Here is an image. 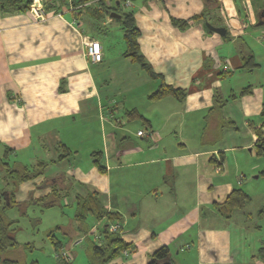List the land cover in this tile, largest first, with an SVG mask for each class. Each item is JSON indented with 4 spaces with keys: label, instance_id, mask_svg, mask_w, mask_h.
Listing matches in <instances>:
<instances>
[{
    "label": "crops",
    "instance_id": "0c3cea01",
    "mask_svg": "<svg viewBox=\"0 0 264 264\" xmlns=\"http://www.w3.org/2000/svg\"><path fill=\"white\" fill-rule=\"evenodd\" d=\"M116 1L109 11L98 2L73 11L63 1L47 8L39 0L45 18L30 8H0V148L8 159L21 153L27 161L37 157L30 150L42 141L47 158L34 164L57 168L46 176V166L42 175L20 183L16 199L58 185L68 192L69 204L75 194L96 190L102 204L121 217V237L132 247L121 258L131 256L129 264H146L163 245L171 259L180 253L181 264H263L255 252L242 262L233 254L231 235L215 222L230 218L212 204L241 183L239 176L225 174L229 159L235 176L257 169L253 144L263 122L264 17L256 10L264 0ZM126 10L139 31L138 50L156 78L124 55L125 42L124 49H113L96 36L99 22L114 20L123 36L121 17L109 12ZM197 15L209 21L192 19L184 30L170 22ZM207 22L224 27L225 34L209 30ZM88 38L101 44L100 62L85 54ZM249 55L257 63L250 70L242 67ZM162 83L185 94L149 98ZM247 86L250 91L240 94ZM93 122L99 130L90 143L94 128L78 127ZM83 144L90 149L88 163L78 157ZM58 145L69 151L63 160H57ZM94 151L104 173L92 163Z\"/></svg>",
    "mask_w": 264,
    "mask_h": 264
},
{
    "label": "rangeland",
    "instance_id": "374dc122",
    "mask_svg": "<svg viewBox=\"0 0 264 264\" xmlns=\"http://www.w3.org/2000/svg\"><path fill=\"white\" fill-rule=\"evenodd\" d=\"M111 1L113 4L111 6H114L115 0ZM118 22V20H114L112 23L105 24L104 26L99 22L100 25L97 27L96 31L98 33L96 36L103 40L109 48L124 49L125 40ZM87 31L93 34L91 30L88 29ZM91 127L94 128L93 132H89L88 134L92 136L87 137L86 141L93 143L97 137L96 131L99 130L97 123L93 122L92 125L88 124L84 126L81 123L78 129L82 131L85 128L89 129ZM41 143L42 141H36L30 150L34 156H37L36 158L26 161L27 157L24 158L21 153L20 155L18 153L16 158L8 159L6 157L9 165L13 166L14 161L22 160L30 166L36 160H45L47 158L45 156L46 152ZM86 145L88 147V144H83L79 151L78 157L81 163L90 162L88 158V152H90L88 150L90 149L86 151ZM253 151V159H255V164L257 165L256 170H247L240 173L241 175L237 174L235 176L231 173V169L230 171L228 170V168L232 167L229 159V163H226L228 167L224 171L229 177H240L238 180L241 183L238 182L240 184H237L235 188L242 189L249 195V199L242 207L235 209L230 219L215 221L217 224L224 225L231 235L232 252L238 256L240 262L245 258H249L253 252L256 253L257 248L264 239V212H260L264 207V174L261 172L264 169V157L257 155L254 148ZM3 154L4 149L0 148V159H5ZM227 157L230 158L229 155ZM216 164L221 166L222 162L219 164L216 161ZM56 169L52 164H47L45 175L48 176L51 174L50 171ZM4 174V170H0V187L4 184L1 178ZM74 212L75 203L73 200L67 204L64 198H60L59 204L52 207H45L42 203L26 204L24 209L18 206L9 207L6 210V215L17 219L15 226L18 227V230L16 231L15 238L18 245L8 248L3 252L2 257L16 259L21 264H91L88 254L90 241L93 240L94 243L99 242L98 238H95V235L101 233L107 221L105 219L96 220L93 216L89 215L81 224L84 225L85 223L86 225L85 230H83L80 223L73 219ZM78 239H80L79 242L75 243ZM55 240L60 241L64 250L71 251L72 257L69 260L55 256V253L59 250V248L53 245V241ZM126 250L127 255L132 254V251ZM179 254H172V259L170 258L171 262H173L172 264H181L180 262L184 260L181 259ZM130 257L120 258V260L122 259L121 262H124V264L127 262L129 264L131 262ZM137 264L145 263L141 261Z\"/></svg>",
    "mask_w": 264,
    "mask_h": 264
},
{
    "label": "trees",
    "instance_id": "16d2710c",
    "mask_svg": "<svg viewBox=\"0 0 264 264\" xmlns=\"http://www.w3.org/2000/svg\"><path fill=\"white\" fill-rule=\"evenodd\" d=\"M60 1L61 0H46V4L48 3L47 8H51L52 4L54 6H57L56 3H60ZM32 2L33 0H0V8L6 11L12 10L21 12L28 10L31 7ZM91 2L100 3L101 9L103 11H106L107 9L109 11V9L112 8L116 9V5L108 6L105 4L104 0H76L74 4L78 5V7L74 9V11L81 9L82 7H84L85 9H89L91 7L89 5ZM263 10L264 1L262 6L259 7L256 12L257 14L261 15V12ZM198 17L203 20L209 21V19L204 17L203 15H197L193 16L191 19L171 17L170 22L177 28L184 30L190 24L192 19L194 20ZM121 21L123 23V38L125 40L126 47L124 55L130 57L131 60L138 63L152 78L158 77L159 75L153 71L150 64L145 60L143 55L138 50L137 37L139 35V31L134 24L132 12L129 10L126 14L122 15ZM255 66H257V63H255L251 55L243 57L242 67L250 70ZM249 91V86H247L240 91V94H244ZM184 94V90L173 88L162 83L154 92L149 95V98L158 99L165 95H173L176 98H181ZM128 114L137 116L142 120H145L141 115L134 113L133 111L129 112ZM260 116L262 117L263 122L260 127L255 129L256 140L253 144V148L257 155L264 157V136L261 132V127L264 126V103L261 107ZM226 123L229 124V122ZM60 145L62 146V144ZM60 145H58L57 160H63L66 158V156L69 155V151H66L65 149L64 151L61 150ZM91 155L93 165L99 172L104 173L105 165L101 161L100 152L94 151L91 153ZM4 158L5 159H0V170H4L5 172V174L1 177L4 184L0 187V264H21L20 261L16 259L2 257L4 251H6L10 247L18 245V242L15 238L16 231L18 230V227L15 226L17 219L8 217L6 215V210L11 206H18L21 209H24L26 204L30 203H42L45 207H52L59 204L60 198H66L68 196V192L65 189H62V187L54 185L50 187V190L45 194H42L38 197H33L32 194H30L24 201H18L16 199V195L19 184L42 175L45 167L47 166V163L41 161L36 163V165L32 166L31 168L20 165L18 164V162L14 163L13 166H10L6 158V154H4ZM221 162L222 159L220 158L219 164H221ZM261 172L264 174V169ZM43 185L44 187H46V182ZM73 199L75 203V212L73 219L79 222L80 225L89 215L93 216L96 220L105 219L107 221V224L103 227L100 233L99 242L94 243L93 240L90 241V246L88 247L90 263L120 264L117 261L121 258L122 251L125 249L132 251V247L130 248L131 245L125 242L121 237V228L114 231L108 230L109 222L121 221L120 215L117 212L108 210L102 204L99 198V193L96 190L90 189L85 195L75 194L73 196ZM248 199L249 195L242 189L234 188L226 196L224 201L220 203L214 202L212 204V207L220 216H223L224 218H230L235 209L242 207ZM260 212H264V207L263 210H260ZM81 226L83 227V230H85V223ZM53 245L59 248L58 251L64 248L59 240L53 241ZM71 257L72 255L70 256V258ZM254 257H256L264 264V239L261 241L260 246L257 248ZM59 258H63L66 260L70 259L63 255H59ZM146 264H172L168 247L166 245H163L154 250L149 255V261Z\"/></svg>",
    "mask_w": 264,
    "mask_h": 264
},
{
    "label": "built area",
    "instance_id": "2783aa9c",
    "mask_svg": "<svg viewBox=\"0 0 264 264\" xmlns=\"http://www.w3.org/2000/svg\"><path fill=\"white\" fill-rule=\"evenodd\" d=\"M63 2H65V6L64 8H68L70 10H73L76 9L78 7V5H75L74 2L76 0H61ZM80 6V5H79ZM31 11L39 16V17H42V18H45V12L43 10V8L41 7V4L39 2V0H33L32 4H31V7H30ZM77 20L75 19L74 20V23L76 22ZM85 54L86 56L92 61V62H100L101 59H102V50H101V44L99 43V41L97 39H94V38H88L85 42ZM144 131H138V134H143ZM261 132L264 136V126L261 127ZM219 163V159L217 161ZM218 164H216V171H218L220 169L219 166H217ZM240 182V181H238ZM121 227L120 225V222H109L108 224V230L110 231H114V230H117ZM95 238L97 240H99L100 238V234L99 235H95ZM80 239H78L77 241H75V243H78ZM59 255H63V256H66L67 258H70L71 256V251L62 248L60 251H57L55 253V256L56 257H59ZM122 255H127V250H123L122 251Z\"/></svg>",
    "mask_w": 264,
    "mask_h": 264
},
{
    "label": "water",
    "instance_id": "95a60500",
    "mask_svg": "<svg viewBox=\"0 0 264 264\" xmlns=\"http://www.w3.org/2000/svg\"><path fill=\"white\" fill-rule=\"evenodd\" d=\"M119 0L116 1V3H118ZM127 13V10L126 11H123L121 13H116L114 11H111L109 12V16L110 17H116V18H120L122 15L126 14ZM259 16H263L264 17V10L261 12V15ZM261 21V20H260ZM261 23H264V21H261ZM206 27L211 30V31H214L220 35H224L225 34V31L226 29L224 27H217V26H213L211 25L210 23H206Z\"/></svg>",
    "mask_w": 264,
    "mask_h": 264
}]
</instances>
